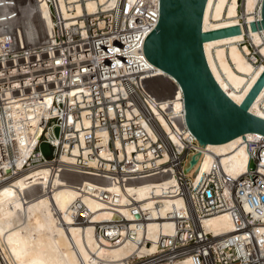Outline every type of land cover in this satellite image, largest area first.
I'll return each instance as SVG.
<instances>
[{"label": "built area", "instance_id": "obj_1", "mask_svg": "<svg viewBox=\"0 0 264 264\" xmlns=\"http://www.w3.org/2000/svg\"><path fill=\"white\" fill-rule=\"evenodd\" d=\"M242 1L237 24L248 22ZM26 2L34 17L37 2L46 4L52 24L44 32L36 19L27 30L13 0H0V182L39 166L51 174L89 176L92 183L75 188L104 202L111 216L90 221L79 195L70 209L76 224L94 222L96 236L114 243L130 238L156 244L118 264L184 257L192 264H264V134L245 132L239 161L225 164L215 154L202 167L206 146L187 125L178 81L158 72L144 52L159 0ZM242 37L247 57L264 63L248 31ZM157 78L166 91L153 86ZM43 141L52 146L50 157L40 149ZM63 154L71 160H61ZM144 186L147 195L140 200L137 191ZM145 199L151 203H140ZM169 201L173 206L165 208ZM220 212L228 214L232 229L215 233L205 220ZM150 220L157 223L154 239L146 233Z\"/></svg>", "mask_w": 264, "mask_h": 264}, {"label": "bare ground", "instance_id": "obj_2", "mask_svg": "<svg viewBox=\"0 0 264 264\" xmlns=\"http://www.w3.org/2000/svg\"><path fill=\"white\" fill-rule=\"evenodd\" d=\"M238 1L206 0L202 18L203 29L237 24ZM13 2L22 27L30 30L35 26L36 19H40L42 31L51 28L52 19L46 4L37 2L39 15L34 17L26 0H13ZM92 4L91 1L88 2L90 7ZM258 4H261V0H243L242 16L248 21L258 18L257 15L261 19V6L258 14L255 13ZM260 29L248 30V33L252 45L264 56L262 37L264 28ZM243 32L203 41L204 54L214 78L236 103L241 102L264 69V63L254 64L247 57L246 53L249 50L247 45H239L238 40L243 38ZM37 34H40L39 29ZM157 68L160 73L166 72L159 66ZM154 80V87L167 90V85L162 79ZM179 89H181L180 84ZM178 104L174 101L175 106ZM249 110L264 117V85ZM251 132L247 131V134ZM243 137L242 134H237L224 141L207 142L202 167L206 168L215 154H218L225 164L233 160L239 161L245 154L240 145ZM61 160L69 161L71 158L63 154ZM82 182L92 183L89 176L67 170L51 174L48 166L20 172L10 180L0 182V264H118L133 252L156 249L155 242L141 246L130 238H124L118 243L106 238L99 239L94 232V222L76 224L70 209L72 202L79 195L92 212L90 221H102L111 216L104 202L90 194L79 193L74 184ZM29 183H35L34 188L28 187ZM146 195L144 186L137 191L136 196L141 200L146 198ZM125 199L123 195L121 200ZM172 202H167L165 208L173 206ZM140 203L151 202L150 199H145ZM205 225L215 233L232 229V223L226 212L209 217L205 220ZM163 230L168 229L164 227ZM146 233L150 238H156L157 223L154 220L148 221ZM159 264H192V262L189 257H184L175 263L160 262Z\"/></svg>", "mask_w": 264, "mask_h": 264}, {"label": "water", "instance_id": "obj_3", "mask_svg": "<svg viewBox=\"0 0 264 264\" xmlns=\"http://www.w3.org/2000/svg\"><path fill=\"white\" fill-rule=\"evenodd\" d=\"M159 19L147 34V58L173 75L181 86L186 122L198 142H220L247 131L264 134V117L249 110L264 85L261 70L240 103H236L214 78L203 49V41L243 31L264 28V0L261 19L203 29L206 0H159ZM199 151L191 154L188 170Z\"/></svg>", "mask_w": 264, "mask_h": 264}, {"label": "rangeland", "instance_id": "obj_4", "mask_svg": "<svg viewBox=\"0 0 264 264\" xmlns=\"http://www.w3.org/2000/svg\"><path fill=\"white\" fill-rule=\"evenodd\" d=\"M40 149L46 157H50L52 155V146L48 142L45 141L41 142Z\"/></svg>", "mask_w": 264, "mask_h": 264}]
</instances>
